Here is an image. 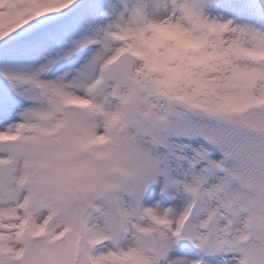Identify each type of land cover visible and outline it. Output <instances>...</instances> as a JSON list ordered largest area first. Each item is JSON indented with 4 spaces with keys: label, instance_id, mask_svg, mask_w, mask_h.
I'll return each mask as SVG.
<instances>
[{
    "label": "snow or ice",
    "instance_id": "1",
    "mask_svg": "<svg viewBox=\"0 0 264 264\" xmlns=\"http://www.w3.org/2000/svg\"><path fill=\"white\" fill-rule=\"evenodd\" d=\"M0 264H264V0H0Z\"/></svg>",
    "mask_w": 264,
    "mask_h": 264
}]
</instances>
